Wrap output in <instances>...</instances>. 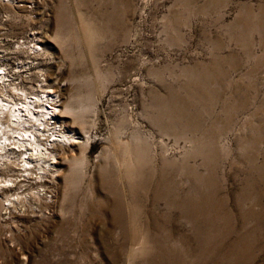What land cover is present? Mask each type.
I'll return each mask as SVG.
<instances>
[{"label": "rangeland", "instance_id": "1", "mask_svg": "<svg viewBox=\"0 0 264 264\" xmlns=\"http://www.w3.org/2000/svg\"><path fill=\"white\" fill-rule=\"evenodd\" d=\"M0 77L81 140L0 171V264H264V0H0Z\"/></svg>", "mask_w": 264, "mask_h": 264}, {"label": "bare ground", "instance_id": "2", "mask_svg": "<svg viewBox=\"0 0 264 264\" xmlns=\"http://www.w3.org/2000/svg\"><path fill=\"white\" fill-rule=\"evenodd\" d=\"M55 94L54 91L49 93L52 97H55ZM41 99L37 96H27L24 104L10 105L0 98V171H4L11 162L19 161L17 164L21 163L24 171L36 167L35 171L41 175L58 166L60 153L56 147L61 143L60 140L69 146L81 142L59 123L57 106H60V100L45 103ZM50 130V135L44 133ZM4 187L5 182L0 180V193H4ZM5 198L6 205L10 208L12 206L10 195H5Z\"/></svg>", "mask_w": 264, "mask_h": 264}]
</instances>
